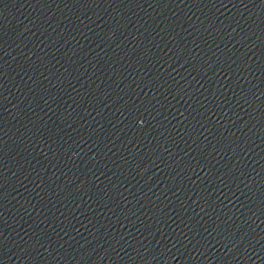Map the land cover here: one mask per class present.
Wrapping results in <instances>:
<instances>
[{"label":"water","instance_id":"1","mask_svg":"<svg viewBox=\"0 0 264 264\" xmlns=\"http://www.w3.org/2000/svg\"><path fill=\"white\" fill-rule=\"evenodd\" d=\"M0 264H264V0H0Z\"/></svg>","mask_w":264,"mask_h":264}]
</instances>
